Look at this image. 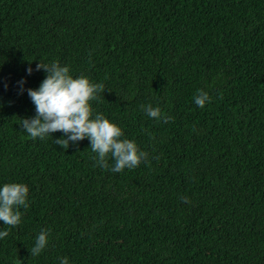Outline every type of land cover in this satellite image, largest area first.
Instances as JSON below:
<instances>
[{
	"label": "trees",
	"instance_id": "1",
	"mask_svg": "<svg viewBox=\"0 0 264 264\" xmlns=\"http://www.w3.org/2000/svg\"><path fill=\"white\" fill-rule=\"evenodd\" d=\"M55 61L104 84L93 116L147 153L136 168L22 128ZM6 183L29 194L19 225L0 220V264H264V0H0Z\"/></svg>",
	"mask_w": 264,
	"mask_h": 264
},
{
	"label": "clouds",
	"instance_id": "2",
	"mask_svg": "<svg viewBox=\"0 0 264 264\" xmlns=\"http://www.w3.org/2000/svg\"><path fill=\"white\" fill-rule=\"evenodd\" d=\"M45 70L47 75L39 88L28 89V95L35 105L36 115L22 120V128L35 139L62 132L64 135L55 139V144L64 149L71 143H77L86 137L90 140V148L97 154V163L107 168L109 153L115 160L111 171L121 172L125 168H136L147 156L134 140L121 139L123 129L102 114H94L92 101L97 100L98 93L105 91L103 83H95L87 76L73 77L69 66H62L58 61L51 64L40 62L36 71ZM28 73L33 69L29 67ZM21 84L24 81L20 82ZM23 90V89H22ZM211 97L203 90H198L194 97L197 106L203 108ZM146 114L151 118L161 119L159 107L151 104L144 106ZM165 122L172 117L163 116ZM29 187L24 183H6L0 189V220L8 226L21 223V206L28 207ZM187 202V198H184ZM9 231H0V238L7 237ZM48 230L42 231L34 247L30 248L31 256L39 255L48 244ZM61 264H68L67 258Z\"/></svg>",
	"mask_w": 264,
	"mask_h": 264
}]
</instances>
